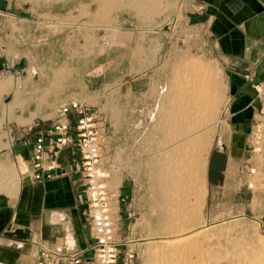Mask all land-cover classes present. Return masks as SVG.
Returning a JSON list of instances; mask_svg holds the SVG:
<instances>
[{
    "label": "rangeland",
    "instance_id": "rangeland-1",
    "mask_svg": "<svg viewBox=\"0 0 264 264\" xmlns=\"http://www.w3.org/2000/svg\"><path fill=\"white\" fill-rule=\"evenodd\" d=\"M29 1L34 6L52 0ZM99 3H59L64 4V17L47 20L50 31L64 30V50L41 67V81L30 82L33 72L26 70L29 89L27 82L18 88L21 78L16 77L11 87L16 106L22 111L41 106L36 116L51 117L73 95L98 109L102 155L113 158L110 188L118 194L119 238L132 254L130 264H151L152 254L163 244L189 236L197 243L191 259H200L199 264H264V68L258 79L232 81L233 69H241L235 73L243 75L244 66L224 62L227 55L214 47L217 36L206 25L195 24L200 19L188 14L184 0H139L134 6L128 0H108L101 10ZM57 20L63 25L57 27ZM194 62L203 72L192 69ZM149 75L146 92L124 94L129 84ZM120 76L121 89L83 92L87 78L100 87ZM212 81L218 82L212 120L207 122L202 113L207 107L198 106L201 113L168 121L176 109L184 112L190 101L188 87L183 91L179 84H210L207 92ZM32 92L40 94L24 96ZM244 92L242 104H237L240 109L231 110ZM4 102L1 98L0 111H13ZM20 117L17 121L26 120ZM194 121L202 123L198 130L206 131V193L197 210L187 200L185 178L175 184L173 176V152ZM191 214L193 224L188 221Z\"/></svg>",
    "mask_w": 264,
    "mask_h": 264
},
{
    "label": "crops",
    "instance_id": "crops-1",
    "mask_svg": "<svg viewBox=\"0 0 264 264\" xmlns=\"http://www.w3.org/2000/svg\"><path fill=\"white\" fill-rule=\"evenodd\" d=\"M63 1L52 0L51 4L41 1V4L32 6L29 0H0V53L11 65L25 58V73L28 68L33 72L30 82L41 81V67L48 65L50 59L54 60L59 51L64 50V30L50 31L47 20L54 16L64 17V4H59ZM184 3L188 14L200 19L195 24L206 25L211 29V34L217 36L214 47L227 55L224 62L244 66L243 75H236V71L241 69H233L236 73L232 72V81L240 77L245 82L249 76L250 80L258 79L264 68V0H184ZM54 23L57 27L63 25L58 20ZM258 70L260 72L257 73ZM17 76L10 72L0 73V80L8 81L6 88L11 83L7 89L9 91H0V99L5 98L4 103L12 106L13 110L5 113L0 111V165L10 168L14 174L11 179L5 178L0 167V264H34L42 246L52 248L61 244L67 251H75L85 247L89 241L85 204L79 198L72 176L58 175L51 179L32 177L34 171L30 152L34 134L47 127L55 114L40 117L36 115L40 114L41 106L37 109V106L31 105L30 110L24 111L22 106H16L11 87ZM153 76L156 77L157 73ZM20 78L18 88H22V82H27L24 84L28 88L27 75ZM122 78L105 81L100 87H95L92 80L87 78L84 87H81L87 94L105 87L110 90L121 89L122 83L118 82H122ZM150 81L149 75L143 82L129 84L124 94L140 95L147 91ZM39 94L32 92L24 96L35 98ZM243 94L233 102L234 108L231 110L237 111L243 102L240 98L246 96L245 92ZM72 96L66 97L63 102ZM33 112L35 116L30 115ZM18 114L26 120L17 121ZM66 155L63 151L59 157L62 164L67 161ZM113 195L118 196L115 193ZM116 202V216L119 218L118 197ZM17 227L22 228L27 235L17 237L7 234Z\"/></svg>",
    "mask_w": 264,
    "mask_h": 264
},
{
    "label": "built area",
    "instance_id": "built-area-1",
    "mask_svg": "<svg viewBox=\"0 0 264 264\" xmlns=\"http://www.w3.org/2000/svg\"><path fill=\"white\" fill-rule=\"evenodd\" d=\"M98 120L97 108L72 98L62 102L51 123L34 134L32 177L71 175L85 204L89 232L86 246L75 251H67L61 244L42 246L34 264H130L132 254L119 238L121 227L110 188L113 158L102 155ZM63 151L68 154L64 164L59 160Z\"/></svg>",
    "mask_w": 264,
    "mask_h": 264
},
{
    "label": "bare ground",
    "instance_id": "bare-ground-1",
    "mask_svg": "<svg viewBox=\"0 0 264 264\" xmlns=\"http://www.w3.org/2000/svg\"><path fill=\"white\" fill-rule=\"evenodd\" d=\"M107 1L108 0H100V3H99V9L100 10L105 8ZM136 1H138V3H139V0H131V1L128 0V3L131 2L134 6V4H135L134 2H136ZM132 4L130 7H132ZM127 6H128V4H127ZM198 65L199 64L198 63L196 64V62L190 64L192 69H195V70L198 69L199 71L203 72L204 68L202 66L200 68H198ZM212 80H214V78H212ZM191 81H192V79H191ZM216 82L217 81H215V82L212 81V84H211V85H213L212 89H210L207 92H205V87L206 88L210 87L209 86L210 84L206 85L205 87H204V85H200L199 83H196V82L195 83L192 82V83H190V85L187 84V85H182V86H181V84H179V87H181V88L183 87L182 88V89H184L183 91H186L185 89L188 87L189 90L187 89L186 94L188 95L190 101H189V104H187L188 105L187 109L184 108L185 109L184 112L180 111L179 109H176L174 111V113H172V116H170L168 118V121H170V122L178 121L177 116L180 114L181 115H183V114H192V115L193 114H199V112L201 113V111L196 110L198 108V106H202L203 108H204V106H206L207 108L203 109L202 113H205L204 116L206 117L207 122H208V120H212V117L214 116V115L212 116V112L216 106V91L214 89L215 86L217 87L218 82L217 83ZM7 83H8V81L0 83V91L6 90ZM201 84H202V82H201ZM185 86H186V88H185ZM176 100H177V98H176ZM200 108H198V109L200 110ZM215 112H216V110H215ZM197 116H195V117H197ZM201 124H198V121H196L192 126H190L189 129L187 130L186 135H185L186 137L184 136L185 138H184L183 144L178 146L173 152V155L175 154V157H176L175 159L177 160V161H174L175 166H173L175 168V169L173 168V170H174L173 176L175 178V184H177V182H180V180L182 178H185V180H186L185 182H187V187H186L187 189L185 192L188 196L187 200L189 199L190 204H193L192 207L195 210L200 208V205L203 203L204 198H205V193H206L205 184H204L205 160L203 158V153H204L206 148H205V140H203V138H202V134L205 133L206 131L201 132L200 130H198V129H200ZM1 166L2 165H0V167ZM1 170L0 171L3 172L2 173L3 175H7L8 177H12V174L10 173V171L8 170L7 167L2 166ZM2 174H0V175H2ZM166 174H167V172H166ZM12 185H14V184H12ZM185 185H186V183H185ZM15 187H17V186L15 185ZM12 189H14V188H12ZM179 189H181V187ZM194 218H195L194 214L193 215L191 214L190 220H188L189 223L193 224ZM196 249H197V243L194 240V236L193 237L189 236V237H184V238L178 237V239L175 241H171L169 243L163 244L162 249L159 251V253H153L152 252L153 254H152V258H151V264H199L198 262L200 259L199 260H197L195 258L191 259V253L192 252L194 253V251ZM249 264H256V263L252 261Z\"/></svg>",
    "mask_w": 264,
    "mask_h": 264
},
{
    "label": "water",
    "instance_id": "water-1",
    "mask_svg": "<svg viewBox=\"0 0 264 264\" xmlns=\"http://www.w3.org/2000/svg\"><path fill=\"white\" fill-rule=\"evenodd\" d=\"M27 67V62L25 58L19 59L17 62L13 63L12 65L8 63L6 58L0 53V73H12L14 75L24 76L25 68ZM36 77V75H35ZM7 234H14L17 237H25L27 233L22 228H15L12 232H7Z\"/></svg>",
    "mask_w": 264,
    "mask_h": 264
},
{
    "label": "flooded vegetation",
    "instance_id": "flooded-vegetation-1",
    "mask_svg": "<svg viewBox=\"0 0 264 264\" xmlns=\"http://www.w3.org/2000/svg\"><path fill=\"white\" fill-rule=\"evenodd\" d=\"M7 99V98H6ZM217 168V167H216Z\"/></svg>",
    "mask_w": 264,
    "mask_h": 264
}]
</instances>
